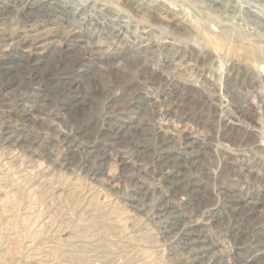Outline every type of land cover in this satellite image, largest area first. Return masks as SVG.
<instances>
[{"label": "rangeland", "instance_id": "rangeland-1", "mask_svg": "<svg viewBox=\"0 0 264 264\" xmlns=\"http://www.w3.org/2000/svg\"><path fill=\"white\" fill-rule=\"evenodd\" d=\"M66 1L0 0V264H264V0Z\"/></svg>", "mask_w": 264, "mask_h": 264}, {"label": "bare ground", "instance_id": "bare-ground-1", "mask_svg": "<svg viewBox=\"0 0 264 264\" xmlns=\"http://www.w3.org/2000/svg\"><path fill=\"white\" fill-rule=\"evenodd\" d=\"M38 1V0H37ZM41 2H47V0H40ZM48 1H52V2H56V1H59V2H61V4H63V5H65L66 7H71V4H70V2H67L66 0H48ZM216 3H220L221 2V0H214ZM35 2V1H34ZM213 2V1H212ZM72 4H74V3H72ZM35 5V4H34ZM42 5V4H41ZM56 5V4H55ZM44 7H46V5L44 6ZM28 9V8H27ZM244 12L246 13V14H248V15H250V16H253L254 18V20L256 21V22H260V23H263L262 22V20L261 19H258L257 17H256V14L250 9V7L249 6H246L245 7V9H244ZM47 15L49 16V17H51V16H53L54 14H50V13H47ZM60 20H62V21H66L68 24L70 23V18L69 17H66V18H59ZM53 32V31H52ZM67 33V32H66ZM74 34V32L72 33V32H70V33H67L66 34V36L63 34V33H54L53 35L54 36H58V37H60V38H65V37H67V36H72ZM24 65L25 64H21L20 65V68H8L7 70H6V72H5V74L7 75V77L9 78L8 80H10V78H12V76H13V74H15L16 75V77H18V80H17V82H19V84L21 83V84H23L21 81L26 77V76H28V75H26L25 73L26 72H24V70H23V68H24ZM28 70V69H27ZM45 70H47L48 71V69L47 68H45ZM44 70V71H45ZM44 71H42V72H44ZM12 72H14L13 74H12ZM29 72H31V71H29L28 70V72L27 73H29ZM46 72V71H45ZM59 72H61V71H57V73H59ZM56 74V73H55ZM60 75H64L65 73H63V72H61V73H59ZM35 77V76H34ZM62 78H64V81H67L68 83H65V84H68V90L70 91V90H73V89H76V85H77V83L75 82V81H70V80H68V78L67 77H62ZM88 94H85L84 93V95H83V98H82V100H81V102H80V104L82 105V108L84 107V105H86L87 104V102H86V99H87V101H88V99H91V98H89L88 96H87ZM82 110L83 109H81V112H82ZM84 115H82L81 113H78V110H74V111H71V113L69 114V118L71 119V120H73V121H75V120H77V119H81L82 117H83ZM76 130H78V131H76ZM78 132L79 133H82V130L80 129H77V128H75V131L73 132V138H75L76 136H78L79 134H78ZM117 134L116 133H114L112 136L115 138V139H120L122 136L120 135V136H116ZM89 149H88V152L91 154V155H94V154H96L97 152H96V148L95 147H88ZM109 149L110 148H103V149H100V154H96V158H100L101 159V156H102V159H104L105 158V156H106V154L108 153V151H109ZM177 226V230L174 232L175 234H180L181 236H183V237H186V239L187 240H189L190 239V237H189V233H190V231H191V228L190 227H188V226H184L183 224L182 225H176Z\"/></svg>", "mask_w": 264, "mask_h": 264}]
</instances>
